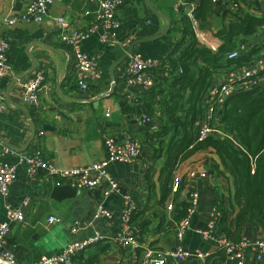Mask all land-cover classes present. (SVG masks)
I'll return each instance as SVG.
<instances>
[{"label":"crops","instance_id":"1","mask_svg":"<svg viewBox=\"0 0 264 264\" xmlns=\"http://www.w3.org/2000/svg\"><path fill=\"white\" fill-rule=\"evenodd\" d=\"M29 0H0V37L8 43L7 63L11 67L8 75L0 79V92L3 107L0 112V138L7 144L21 148L17 151L0 142V148H8L15 153H29L32 156L48 158L60 169L80 168L106 157L102 134H111L121 140L125 135L144 138L149 124L142 122V114L150 113L142 96L147 93L141 88L139 94L128 91V86L121 77L122 68L127 58L115 71L117 83L111 88L108 74L111 65L127 50L133 40L159 34L166 22L154 16L144 0H125L119 11L120 28L118 41L103 43L101 25L81 44L83 53L91 57L101 71L99 78L90 81L89 88L82 91L76 81L74 71V54L72 47L64 44L58 37L59 29L54 18L63 17L71 25L70 31H86L95 23L98 3L96 0H53L48 6L47 16L40 23L18 21L8 24L11 16L24 11ZM259 10L251 12L264 14V0H255ZM158 11L170 17L172 26L167 37L136 46L133 51L145 58L167 61L173 52L174 43L181 41L179 16L174 12V0H150ZM251 3H249V8ZM216 12V11H215ZM217 13V12H216ZM221 16V14H216ZM208 24L213 17L209 10ZM222 17V16H221ZM178 28V29H177ZM122 40H130L126 48L120 45ZM176 40V41H175ZM185 39L184 46L189 44ZM248 43L255 45L257 52L264 49V33L251 38ZM39 69H44L45 80L41 85L37 106L27 105L17 95L20 84L35 77ZM228 68L217 71L214 75L218 81L226 77ZM24 107L29 117L19 108ZM109 116H105L106 112ZM158 116V114L154 115ZM160 121V119H158ZM160 124V122H159ZM33 132V134H32ZM144 151V150H143ZM151 156L149 149L131 164H111L109 172L118 182L114 194L104 196L103 186L94 190H79L77 200L57 202L50 197L53 186L42 175L36 185H30L21 167L17 169V178L12 183L8 196L0 199V222L5 220L7 208L20 210L23 220L11 223L7 248L15 255L18 264H33L42 255H51L60 251L68 242L92 236L98 233L103 240L90 246L84 253L75 257L71 264H141L142 249L147 245L153 249H169L175 245L174 212H179L186 196V190L176 193L170 191L164 205L158 204L160 193L155 191L150 196L146 175V162ZM14 156L3 158L12 163ZM207 162L223 166L213 151L195 153L180 165L177 173L185 166L198 168L203 164L207 168L205 181L197 177L190 179L193 189L201 192L199 212L191 220V231L184 240V248L200 249L217 256L216 263H221L223 251L218 243L226 237L216 228L213 239L203 241L195 230H205L209 221L212 204L226 211V226L232 240L264 239V232L257 223L246 222L238 226H229V222L239 211L235 202V188L231 177H215L208 171ZM195 164V165H194ZM184 165V166H183ZM30 197L28 206L22 200ZM128 197L136 205L132 225L138 230V247L136 258L129 255V249L114 240V234L120 227L119 213L123 199ZM172 203V211L166 210L165 204ZM98 204H103L113 213L110 219L94 220L93 212ZM175 212V213H176ZM57 218L49 223V218ZM75 221L80 223L77 233L70 229ZM142 230L139 233V229ZM141 246V248H140ZM245 264H249L251 251L245 250ZM132 258V259H131ZM167 264H198L197 260L173 261ZM258 264H264V256Z\"/></svg>","mask_w":264,"mask_h":264},{"label":"built area","instance_id":"2","mask_svg":"<svg viewBox=\"0 0 264 264\" xmlns=\"http://www.w3.org/2000/svg\"><path fill=\"white\" fill-rule=\"evenodd\" d=\"M60 1V0H58ZM202 0H176L174 5L175 12L183 11L189 19L190 30L196 41L212 52H217L222 41L215 36V31L209 26L202 29L200 22L194 14L198 3ZM210 5L212 15L228 12L232 16L240 15L254 9L255 0H207ZM53 0H29L24 11L20 14L11 16L8 24L12 25L18 21L40 23L47 16L48 6ZM98 11L95 16V25L86 31L79 29L70 31L71 25L63 18H54V22L59 29L58 37L64 44L72 47L74 54V71L78 87L82 91L89 88L90 81L93 78H99L101 71L97 63L88 55L82 52L80 44L97 31L98 25H101L103 34L100 40L103 43L118 41V29L120 28L119 11L123 7L125 0H96ZM216 11V12H215ZM216 16V15H215ZM223 17V16H222ZM224 19V18H223ZM225 24V19H224ZM176 41V40H175ZM130 43V40H122L120 45L124 48ZM180 41H176L179 44ZM249 46L248 43L240 44L229 51L226 56L228 60L234 61L244 55ZM8 43L0 37V79L10 73V65L7 63ZM226 77L218 81L215 75L209 86L204 91L205 98L202 101V114L198 122L196 132L197 141L205 139L213 134L218 122L217 112L220 110L227 98L243 91H249L257 84L264 81V49L254 54L247 65L236 68L231 66L228 69ZM182 71L173 72L167 61H160L156 58H145L140 53L133 51L128 55L122 68L121 77L127 86H137L140 90L149 92L157 78H169L172 75H179ZM45 80L44 69H39L35 77L20 84L17 95L23 103L31 106H37L39 103V93L41 85ZM3 107V97L0 92V112ZM106 112L105 116H109ZM142 122L149 124L147 132H155L159 129V121L155 116L142 114ZM145 141V140H144ZM143 139L134 135H125L121 140L111 134H102V142L105 148L106 157L102 160L93 162L90 165L72 168L60 169L42 156H32L29 153H15L8 148H0V199L8 196L12 183L17 178V169L21 167L30 185H36L39 178L43 175L53 187L70 186L78 190H94L103 186L104 196L114 194L118 190V182L109 172L111 164H131L139 158L144 150ZM14 156L15 161L6 162L3 158ZM195 165V164H194ZM184 166V165H183ZM180 167V165L177 167ZM209 171V163L207 164ZM174 175L172 183V193H176L184 180L186 188L185 213L174 226L175 245L169 249H153L147 245L142 249L141 264H167L171 260L189 261L197 260L198 264H245L244 251L250 250L249 264H258L264 256V239L245 240L241 239L234 243L224 237L218 243V249L224 252V260L221 263L213 262L208 259L211 255L200 249L184 248V240L191 231V220L199 212V203L201 192L193 189L190 185V179L197 177L200 181H205L207 177V168L200 164L198 168L192 165H186L181 173ZM30 197L22 200V205L28 206ZM168 212L172 211V203L165 204ZM136 205L128 197L123 199V206L119 213L120 227L114 234V240L126 249H129V255L134 259L138 255L135 251L138 247V230L132 227L130 220L136 211ZM94 220L110 219L113 213L103 204H98L93 212ZM20 210L7 208L5 220L0 222V264H18L14 253L7 248L10 224L23 220ZM222 215L216 204L210 208L209 221L205 230H195L203 241L213 239V234L217 228V223ZM57 218L50 217L49 223L56 222ZM80 223L75 221L70 229L72 234L78 232ZM103 240V236L94 233L92 236L84 237L68 242L60 251L51 255H42L33 264H71L73 259L84 253L90 246ZM141 248V246H140ZM131 258V259H132Z\"/></svg>","mask_w":264,"mask_h":264},{"label":"trees","instance_id":"3","mask_svg":"<svg viewBox=\"0 0 264 264\" xmlns=\"http://www.w3.org/2000/svg\"><path fill=\"white\" fill-rule=\"evenodd\" d=\"M254 6L253 10H259L257 2ZM209 10L207 0L200 1L194 10L202 29L211 27L208 24ZM176 13L180 19L181 25L177 29L182 40L179 44L174 43L173 52L167 62L173 72H182L169 78H157L152 89L142 96L149 112L158 114L155 117L160 119L159 129L151 133L146 132L142 138L145 140L144 151L139 156H143L147 148L151 152L146 162L145 175L150 196H154L155 191H158L160 195L157 202L164 205L172 189L177 167L197 152L213 151L223 170H219L217 164L207 162L209 170L215 177H231L235 188L234 199L239 206V211L229 222V226L254 222L261 226L264 232V81L249 91L239 92L227 98L217 112L218 122L213 134L201 141L196 139L202 114L201 104L205 98L203 93L212 76L217 71L231 66L243 67L258 53L255 45L248 42L256 35L264 33V14L246 11L232 16L223 12L221 16L225 19V24L222 30L215 33L222 44L217 52H212L192 36L186 14L183 11ZM187 38L190 42L184 46ZM246 43L249 46L242 57L234 61L227 59L226 54L229 51ZM155 114L149 115L154 117ZM184 185L183 180L179 190H186ZM220 206L222 217L217 223V228L225 234L227 240L237 243L242 238L232 240L228 237L230 229L226 226V211L222 204ZM175 212L173 219L178 221L185 213V199L179 212ZM136 214L135 211L130 220L132 227ZM138 229L139 233L143 231L142 227ZM222 253L220 259L223 261L225 256L224 252ZM217 258L210 256L208 259L216 262Z\"/></svg>","mask_w":264,"mask_h":264},{"label":"water","instance_id":"4","mask_svg":"<svg viewBox=\"0 0 264 264\" xmlns=\"http://www.w3.org/2000/svg\"><path fill=\"white\" fill-rule=\"evenodd\" d=\"M144 1H145V4L148 6L150 12L154 16H156L157 18H161L162 20H164L166 22V26H165L164 30H162L159 34L133 40L130 43V45L128 46L125 53L111 65V67L109 68V72H108V74L110 76V81H111V88H110L109 94H111L114 91L115 85L117 83V78L115 75V71H116L117 67L121 64L122 61H124L128 57L129 54L132 53L134 48L140 44L161 40V39L167 37V35L169 34V32L171 30L172 22H171L170 17H168L166 14L158 11L155 7H153V5L150 3V0H144ZM223 26H224L223 17L214 16L213 20H212L211 28L215 32H219L220 30H222ZM128 91L131 93H134V94L140 93V90L137 86H128ZM19 108L26 114L27 117H29L27 110L24 107L20 106ZM32 134H33V132H32ZM0 142L5 144L7 147L14 149V150H17V151H24L27 148V145L24 147H21V148L11 146V145L7 144L6 142H4L2 138H0ZM78 195H79L78 189L72 188V187L67 186V185L60 186V187H57V186L53 187L51 189V192H50L51 199H53L57 202H61V201L68 200V199H72L73 201H75V200H77Z\"/></svg>","mask_w":264,"mask_h":264},{"label":"rangeland","instance_id":"5","mask_svg":"<svg viewBox=\"0 0 264 264\" xmlns=\"http://www.w3.org/2000/svg\"><path fill=\"white\" fill-rule=\"evenodd\" d=\"M175 3H176V0H174V4H173V6L175 5ZM174 11V10H173ZM178 14V13H177ZM133 52V51H132Z\"/></svg>","mask_w":264,"mask_h":264}]
</instances>
